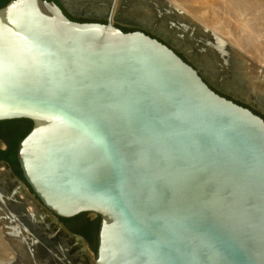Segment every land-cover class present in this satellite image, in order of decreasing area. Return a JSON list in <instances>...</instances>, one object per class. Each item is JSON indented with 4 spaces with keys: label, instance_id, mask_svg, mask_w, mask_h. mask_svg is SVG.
<instances>
[{
    "label": "water",
    "instance_id": "water-1",
    "mask_svg": "<svg viewBox=\"0 0 264 264\" xmlns=\"http://www.w3.org/2000/svg\"><path fill=\"white\" fill-rule=\"evenodd\" d=\"M115 1L0 7V121L31 123L21 176L0 161L13 233L42 264H264V107Z\"/></svg>",
    "mask_w": 264,
    "mask_h": 264
},
{
    "label": "bare ground",
    "instance_id": "bare-ground-1",
    "mask_svg": "<svg viewBox=\"0 0 264 264\" xmlns=\"http://www.w3.org/2000/svg\"><path fill=\"white\" fill-rule=\"evenodd\" d=\"M71 1L72 2L78 1L77 5H94L97 7H111V3H112V0H107V1H111L110 3L108 2L109 4L107 3L108 5L104 3L97 4V1H101V0H93V1L71 0ZM85 1H91V2H85ZM116 1L114 7H117ZM128 1L125 0V2ZM173 1L176 2V4L184 10V11L181 10L180 14L181 17L185 18L184 22L186 24H188L189 22L190 25L191 22L199 21L201 24L203 23L205 25L214 27V30L218 32L222 36V38L224 37L227 38L229 42L232 43V45L234 46L233 50L232 49L230 50L228 47H225L223 44L225 40L221 39V37L218 36L219 37L218 40L221 41L219 47L221 48V50L222 48H224L227 51L226 53H229V55L224 53L223 51L224 49L222 50L221 53L214 50L213 54L207 51V54L205 53V55L204 54L201 55V58L203 57V60L205 61L203 62L202 60L201 61L202 63L200 62L202 66L203 67L206 66L207 69H209L210 65L214 68H219L218 70H222L224 72L226 83L231 88L244 92L253 102H257L259 103L260 107L261 106L264 107V71H259L258 68L256 67L257 64L254 65L251 61L246 60V57H244L246 56L245 54H248V56L251 55L252 57L256 58L259 62L264 64V46H263L264 44L259 43V41H261L260 38L259 41L257 40L261 33L264 36V0H173ZM129 2L131 3H126L127 5L124 8L125 16L138 18L142 22H150L159 26L160 24H162L164 27L163 26L161 27L170 36L176 37V45L182 43V41H180L181 36L179 35L182 32L176 29L175 33L173 34V32L167 31L165 27L166 26L165 21L163 22L162 20V23L155 21L157 19H154L155 15H153L151 12L152 6L150 5L147 6L149 3H145L144 0H130ZM180 28L182 30L186 29L184 27H180ZM202 34L204 35L202 37L204 39H206L207 36L208 37L211 36L208 33L205 34V32H203ZM262 34H261V38H263ZM215 46L217 45L215 44ZM225 54L227 55V57L225 56ZM251 60L254 59L252 58ZM206 67H204L205 70ZM210 72H208L209 75H211ZM20 198L23 199V196H20ZM25 203H27L28 206H30L31 209L34 210V207L30 202H25ZM4 205L6 210L10 213V216L13 217L12 207L6 203H4ZM22 224L25 225L24 223ZM27 240L28 239L26 238L23 239L24 244L27 243Z\"/></svg>",
    "mask_w": 264,
    "mask_h": 264
},
{
    "label": "rangeland",
    "instance_id": "rangeland-1",
    "mask_svg": "<svg viewBox=\"0 0 264 264\" xmlns=\"http://www.w3.org/2000/svg\"><path fill=\"white\" fill-rule=\"evenodd\" d=\"M101 1H97V4H102V3L107 4L108 2L109 3L111 2L107 0L106 1L101 0ZM129 1L125 2V0H117L116 2H117V6H126L127 5L126 3H131ZM85 2H91V1H85ZM144 2L149 3L147 6L149 5L152 6L151 8L152 10L151 9L150 10L152 14L155 15L154 19H157L155 21H158L159 23H162V20L163 22L165 21L166 23L165 27L167 31L173 32L174 34L175 30L177 29L183 33V34L182 33L179 34L181 36L180 41H182L183 44L181 43V44H178L177 46H186L189 49L193 50L194 52L198 53L199 57L201 58V55L203 54L205 55V53L207 54V51L212 54L214 53L213 52L214 50L220 53L222 52L224 48H222L221 50V48L219 47L221 44V41L218 40L219 37H221V39L225 40L223 43L224 46L228 47L230 50L231 49L233 50L234 46L232 45V43H230L227 38L225 37L222 38V36L214 30V27L205 25L203 23L201 24L199 21L191 22L190 25H189V22L188 24H186L184 22L185 18L181 17V14H180L181 13L180 11L181 10L184 11V10L180 6H178L176 2H174L173 0L172 1L171 0H144ZM161 18H164V19H161ZM158 19L159 20L161 19V20L159 21ZM160 26H163V25L160 24ZM180 27H184L186 29L182 30ZM203 32H205V34L208 33L211 36L209 37L207 36L206 39H204L202 38L204 36L202 34ZM261 34L259 35L257 40L259 41L261 39L259 43L264 44V41H263L264 36L262 34L263 38H261ZM215 44L217 46H215ZM223 51L224 53L227 52L225 49ZM226 54L229 55V53H226ZM226 54L225 56L227 57ZM245 55L246 56L244 57H246V60L251 61L254 65L257 64L256 67L258 68L259 71H264L263 63L259 62L256 58L252 57L251 55H249L250 57L248 56V54H245ZM251 57L254 60H251L252 59ZM202 60H203V57L200 59V62ZM203 62L205 61L203 60ZM210 66H209V69H207L206 66L204 67H206L207 72L211 71L210 74L212 77H215V73L219 68H214ZM25 206H26L25 208L29 212L33 211L31 207L28 206L27 203H25ZM0 211H1L0 212V264H42V262L37 258L36 254L32 251V249L29 248L27 243L24 244L23 239H21L18 235L13 234L14 218L10 216V213L6 210L4 202L2 200H0Z\"/></svg>",
    "mask_w": 264,
    "mask_h": 264
},
{
    "label": "trees",
    "instance_id": "trees-1",
    "mask_svg": "<svg viewBox=\"0 0 264 264\" xmlns=\"http://www.w3.org/2000/svg\"><path fill=\"white\" fill-rule=\"evenodd\" d=\"M7 1L0 0V7ZM30 127L31 123L27 120L0 121V134L10 133L12 135V141L7 144L4 150H0V159L9 162L15 173L19 176L21 175L15 158L16 147L22 137L30 130ZM62 221L71 231L84 236L91 248L95 249L96 220H90L84 215H77L72 218L62 219Z\"/></svg>",
    "mask_w": 264,
    "mask_h": 264
},
{
    "label": "flooded vegetation",
    "instance_id": "flooded-vegetation-1",
    "mask_svg": "<svg viewBox=\"0 0 264 264\" xmlns=\"http://www.w3.org/2000/svg\"><path fill=\"white\" fill-rule=\"evenodd\" d=\"M56 1V0H54ZM63 11H65V13L73 18L69 13L66 12L65 9H63ZM77 20L79 21H87V20H92V21H95V19H85V18H82V17H79L77 18ZM123 30H133L132 28H128V27H122ZM179 55L184 59V53L181 52L179 53ZM3 135L0 134V150H4L6 147H7V144H9L11 141H12V135L10 133H2ZM0 161H6V160H3V159H0ZM7 162V161H6ZM9 163V162H8ZM10 164V163H9ZM13 169V168H12ZM14 171V170H13ZM15 173V171H14ZM16 174V173H15ZM18 175V174H16ZM19 176V175H18ZM68 228V227H67ZM69 229V228H68ZM70 230V229H69ZM84 237V236H83ZM85 238V237H84ZM86 239V238H85ZM87 240V239H86Z\"/></svg>",
    "mask_w": 264,
    "mask_h": 264
}]
</instances>
